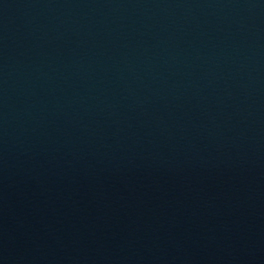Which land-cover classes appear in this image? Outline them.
<instances>
[{"label": "water", "instance_id": "1", "mask_svg": "<svg viewBox=\"0 0 264 264\" xmlns=\"http://www.w3.org/2000/svg\"><path fill=\"white\" fill-rule=\"evenodd\" d=\"M0 264H264V0H0Z\"/></svg>", "mask_w": 264, "mask_h": 264}]
</instances>
